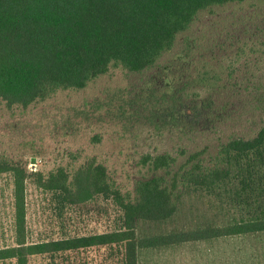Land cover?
<instances>
[{"label": "rangeland", "instance_id": "1", "mask_svg": "<svg viewBox=\"0 0 264 264\" xmlns=\"http://www.w3.org/2000/svg\"><path fill=\"white\" fill-rule=\"evenodd\" d=\"M182 51L187 58L178 60ZM204 73L227 81V87L202 85L198 76ZM169 84L178 95L170 108L182 116L186 103L189 113L172 124L168 104L161 100ZM263 125L264 2L249 0L202 12L179 35L174 50L141 73L115 69L83 90L61 91L28 108L10 109L0 100V157L27 171V240L37 243L113 232L121 226L123 211L102 196L59 210L52 193L36 185V173L48 176L66 167L72 174L95 160L107 167L122 194L134 195L137 182L155 174L142 165L143 156H178L206 147L213 152L231 138L255 136ZM194 202L181 214V227L232 219L221 220L207 204ZM15 224L14 181L4 174L0 247L15 244ZM165 229L172 228L140 223L137 233L142 238ZM203 243L219 251L220 264H264V233ZM123 255L122 246L95 247L37 256L30 264H122Z\"/></svg>", "mask_w": 264, "mask_h": 264}, {"label": "trees", "instance_id": "2", "mask_svg": "<svg viewBox=\"0 0 264 264\" xmlns=\"http://www.w3.org/2000/svg\"><path fill=\"white\" fill-rule=\"evenodd\" d=\"M247 1L0 0V100L10 109L28 108L61 91L83 90L115 69L141 73L173 51L202 12ZM177 58L186 59L185 51ZM212 76L198 77L210 89L227 87V81ZM177 96L169 84L161 98L170 124L189 115L186 103L182 116L170 108ZM141 161L155 174L138 181L134 195L122 194L107 167L95 160L72 174L66 167L48 176L36 173V185L52 193L59 210L102 196L114 200L123 217L113 232L30 243L27 171L0 157V177L11 174L14 181L17 234L14 245L0 247V263L30 264L37 256L118 245L124 250L122 264H137L139 248L264 233V125L255 136L231 138L213 152L206 147L178 156L147 154ZM194 198L219 219H232L181 227L180 216ZM140 223L172 229L139 238Z\"/></svg>", "mask_w": 264, "mask_h": 264}, {"label": "crops", "instance_id": "3", "mask_svg": "<svg viewBox=\"0 0 264 264\" xmlns=\"http://www.w3.org/2000/svg\"><path fill=\"white\" fill-rule=\"evenodd\" d=\"M217 239L219 238L183 242L162 247L139 248L137 251V264H220L219 251L214 247L205 246L206 244L203 243ZM193 243H200L203 246L197 248L187 247V245H193Z\"/></svg>", "mask_w": 264, "mask_h": 264}]
</instances>
